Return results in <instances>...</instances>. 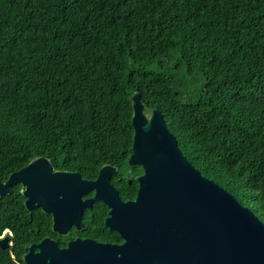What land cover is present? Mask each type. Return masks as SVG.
Returning <instances> with one entry per match:
<instances>
[{"label":"trees","instance_id":"1","mask_svg":"<svg viewBox=\"0 0 264 264\" xmlns=\"http://www.w3.org/2000/svg\"><path fill=\"white\" fill-rule=\"evenodd\" d=\"M135 92L264 222V0H0V180L40 156L88 179L125 165ZM49 225L14 185L0 264Z\"/></svg>","mask_w":264,"mask_h":264},{"label":"water","instance_id":"2","mask_svg":"<svg viewBox=\"0 0 264 264\" xmlns=\"http://www.w3.org/2000/svg\"><path fill=\"white\" fill-rule=\"evenodd\" d=\"M131 100L129 164L145 171L137 178L136 199L120 197L111 183L116 167L110 164L89 180L79 172L54 171L51 161L40 156L0 180V197L21 184L26 208L53 213V228L62 234L61 221L69 214L80 224L86 206L102 200L111 207L107 226L124 242L76 238L61 248L47 237L25 245L24 264H264V222L189 161L159 109L146 114L140 92ZM92 190L96 195L83 200ZM72 196L78 207H70ZM11 237V232L0 237V248L12 246Z\"/></svg>","mask_w":264,"mask_h":264},{"label":"flooded vegetation","instance_id":"3","mask_svg":"<svg viewBox=\"0 0 264 264\" xmlns=\"http://www.w3.org/2000/svg\"><path fill=\"white\" fill-rule=\"evenodd\" d=\"M131 152H132V149H131ZM131 152L128 153V155L126 157V160H125L126 164L125 165L116 166V165L110 164V165L116 167V171L111 177V183L113 184V186L117 190L120 197L125 201L136 199L137 194H138L139 185H140L137 178L140 175L144 174V172H145L142 166L129 164V155L131 154ZM51 163L53 164L54 171L59 170V171L72 172L70 170L60 169L53 162H51ZM74 172H78V171H74ZM82 178L88 179V178H85L83 176H82ZM96 178H94V179H96ZM89 180H93V179H89ZM20 188L22 190L21 184H20ZM95 195H96V191L92 190L90 192L85 193L82 196V199L83 200H90ZM26 199L27 198L25 197V201H26ZM75 199H76V197L72 196V198H71L72 203L69 204L70 207L71 206L78 207V204L76 203ZM38 209L42 213L44 220H45V223H47V224L50 223V225H49L50 228L48 226H46L47 233L41 240L32 241V242L26 243L25 245L33 244V243H39L40 241H42L43 239H45L47 237L55 239L58 246L61 248L67 247L69 242L76 239V238L94 239L98 242H103V243L109 242V243H115V244H122L124 242V238H122L120 233H118L117 231H115V230H113L107 226V218L110 216L111 207L109 205H107L102 200H95L94 202H92L91 207L86 206V208L83 211V214L81 215L80 224L79 223L77 224V222L74 221V215L73 214L72 215L69 214L66 219L61 221L62 224L64 225V226H61V229L64 231L65 234H62L59 231L54 230V228H53V213H49L48 211L44 210L42 207L35 208L34 210H38ZM34 210H32L30 212H33ZM12 237H13V234H12ZM11 244L12 245L14 244L13 238H12ZM24 250H25L24 251V254H25L27 252L25 246H24Z\"/></svg>","mask_w":264,"mask_h":264},{"label":"rangeland","instance_id":"4","mask_svg":"<svg viewBox=\"0 0 264 264\" xmlns=\"http://www.w3.org/2000/svg\"><path fill=\"white\" fill-rule=\"evenodd\" d=\"M146 114H149V112L147 111Z\"/></svg>","mask_w":264,"mask_h":264},{"label":"clouds","instance_id":"5","mask_svg":"<svg viewBox=\"0 0 264 264\" xmlns=\"http://www.w3.org/2000/svg\"><path fill=\"white\" fill-rule=\"evenodd\" d=\"M5 234V233H4ZM3 237V236H2Z\"/></svg>","mask_w":264,"mask_h":264}]
</instances>
